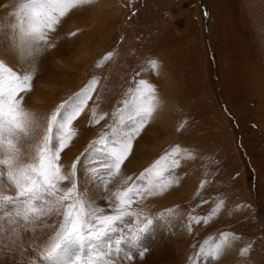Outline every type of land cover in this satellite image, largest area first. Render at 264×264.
<instances>
[{
	"label": "rangeland",
	"instance_id": "obj_1",
	"mask_svg": "<svg viewBox=\"0 0 264 264\" xmlns=\"http://www.w3.org/2000/svg\"><path fill=\"white\" fill-rule=\"evenodd\" d=\"M30 2L0 0V29L14 16L18 27L17 43L0 46V71L30 73L42 99L88 95L65 134L77 143L105 144L117 131L132 133L143 110L153 108L120 165L116 190L106 191L92 210L112 216L120 203L113 194L131 189L119 205L137 211L133 223L142 217L148 226L149 212L160 214L146 192L155 183L165 189L159 207L178 221L177 249L192 238L190 264L201 256L203 264H264V0H91L66 6L63 17L54 11L59 23L42 41L20 31L30 11L22 6ZM60 46L61 55L46 64L29 51ZM61 84V93L51 89ZM144 146L154 149L149 157ZM115 149L108 151L113 158ZM162 166H174L177 181L155 176Z\"/></svg>",
	"mask_w": 264,
	"mask_h": 264
},
{
	"label": "bare ground",
	"instance_id": "obj_2",
	"mask_svg": "<svg viewBox=\"0 0 264 264\" xmlns=\"http://www.w3.org/2000/svg\"><path fill=\"white\" fill-rule=\"evenodd\" d=\"M12 18L6 20V23H4L3 27L0 29V46H11L17 43V36L15 37V31L13 29L18 27L15 25V21ZM29 51H36L38 56H42L44 64H46L50 58H56V56H60L63 52L61 46L54 48L50 52L46 48L32 47ZM58 66L59 73L57 74L62 76L61 71L63 64L61 60L58 62ZM68 67L64 68L67 69ZM44 74L45 73H40V77H44ZM32 81L31 84L33 83ZM73 81L75 82V80ZM50 85L45 84L44 86L48 87ZM56 88H59L61 93L63 84L60 86L55 85V87L51 89ZM33 91L31 87L30 91L20 93V95L23 96L22 107L27 113L26 119L28 128L26 132L21 133L20 139L9 137L13 139V142L20 149L21 163H32L35 160L36 148L41 143L52 116L56 114L57 120H60L67 109L76 105L80 99V97L76 95L69 101H65L61 95L42 99L40 96L35 95ZM172 103L173 102L170 100V102H167V105H171ZM62 105L65 107L62 108ZM115 129L117 130V128ZM89 130L90 128H88L85 133V130L82 129V131L78 132V136L82 138L85 134L88 135ZM47 135L49 137H54L59 136L60 133L49 130L47 131ZM125 136L126 130H120L113 134L105 144L101 143L96 145L89 141H80V139L77 143L75 141V136L72 135L71 139L68 141V147L65 149L67 151L69 150V152L71 151L67 156V161H65V157L62 153L63 151H61L59 159L56 162L60 166V174L63 175L66 172L71 174V180H60L57 184L58 191L53 190L55 191V196L49 197L48 194H43L40 201H33L37 208L43 209L44 214L38 217L35 214H30L28 220H25L22 215L27 198L17 195V192L14 191V186H11L8 181L6 166H0V173H2L0 174V195L14 197L11 203L0 206V264H69L70 258L73 260V264H83V261L87 259L85 253L90 252L91 244H97L101 248L111 246L113 257L111 264H177L179 261H181V264H190V253L192 252L190 251L189 253L190 249L188 244H190L189 241L192 238L188 240L186 236V246L182 243L183 248L180 250L177 249V242L181 240V237H179L181 231H179L176 225L178 221L175 216L172 215L169 208L165 210L163 209L164 206L163 208L159 207L160 197L158 199L157 196H159V192H163L165 189L161 191L156 190L155 183H151V186H148V190H145L148 193H152L151 199L155 197V203L153 204H156L160 211V214L158 212L159 215L156 210H151L149 212L150 214L148 215L150 216L152 213V222L150 225L145 226V219L142 217H137L136 222L133 223V217L138 214L137 211L134 212L128 210L125 205H119L120 210L126 214L122 215V218L115 221L112 225L116 229L115 231L107 233V235L100 238V240L86 239L80 245H73L65 252L53 256L50 261L43 259L41 254L46 251L48 244L55 239V233L60 231L59 225L66 223L64 220V210L66 208L63 209V211L61 210L63 205L71 204L72 201V204H74L77 199H79L86 206V210H92V208L100 204L98 200L101 196L105 195L106 191L116 190L120 182V175L118 172L121 173L122 171H117L115 169L114 158L112 155L108 154V151L112 149L113 146L117 147ZM55 144L56 140L52 139L49 146L52 147L55 146ZM143 151L146 157H149L154 152V149L144 146ZM2 158L3 156H0V159ZM71 167H73L74 171L71 170ZM163 168V170L158 168L154 171V173H156L155 176L167 175L166 181L170 183L177 181L174 166H164ZM73 179H75L76 182L74 184L75 190L71 198L62 202V204H57V197L63 195L64 190L73 187L70 185ZM145 183L147 182L145 181ZM160 187L161 186H159V188ZM169 202V206L174 205L173 198H170ZM104 207L106 208V206ZM49 209H53V211L50 212ZM109 209L108 206L106 210ZM111 211L112 216L120 214V212L117 211V207L115 211ZM18 213H21V215H18ZM98 213L97 215L105 214L103 212ZM95 227L99 228L101 225L96 224ZM85 232H87V229H85ZM134 236L135 238L133 239ZM116 240H121V245L119 246L120 251L118 253L115 252L114 242ZM204 257L205 256H201L199 264H203Z\"/></svg>",
	"mask_w": 264,
	"mask_h": 264
},
{
	"label": "snow or ice",
	"instance_id": "obj_3",
	"mask_svg": "<svg viewBox=\"0 0 264 264\" xmlns=\"http://www.w3.org/2000/svg\"><path fill=\"white\" fill-rule=\"evenodd\" d=\"M89 3L91 0H31L30 3L22 6L23 9L30 11L25 17L27 26H21L20 31L24 36H30L35 40H45L47 38L45 30H52L54 25L59 23L58 18H53L52 13L54 11H58L59 17H63L67 12L66 6L75 7ZM151 63L155 66V61ZM5 80H7V87H5ZM31 81L32 75L30 73L13 75L10 70L8 73L0 71V156H3L0 159V166H6L8 181L11 186H14L17 195L27 198L22 213L25 220L29 219L30 214H35L37 217L44 214L43 209L37 208L33 201H40L43 194H48L49 197L55 196L53 190L58 191V182L71 180V174L67 172L63 175L60 174V166L56 162L60 152L68 147V141L73 134L71 132L65 134L64 129L83 111V104L87 98L86 94L81 97L76 105L67 109L59 121L57 115L54 114L47 125L41 143L36 148L35 160L32 163H21L20 149L9 137L20 139L21 133H25L28 128L27 113L22 107L23 96L20 93L31 90ZM146 83L141 81V84ZM149 89L152 92L155 91L153 86H149ZM61 107L64 108L65 106L62 105ZM143 111L144 115L136 122L133 132L127 134L113 151L114 167L117 171L131 151L133 137L139 134L144 122L151 116L153 108L147 107ZM49 130L60 133V135L49 137L47 135ZM52 139L56 140V144L50 147ZM74 190L75 185L64 190L63 195L57 197V204L69 200ZM130 192L131 189H126L123 194L114 193L113 196L120 203H125L122 196H127ZM13 199L14 197L11 196L0 195V206L11 203ZM64 208L67 209L64 211L66 223L59 225L60 231L55 233V239L48 244L46 251L41 254L46 261H50L53 256L65 252L73 245H80L86 239L100 240L107 233L115 231L116 229L112 225L115 221L120 220L122 215L126 214L120 210L118 204L119 215L100 216L96 214V210H86V206L79 199L74 204L63 205L61 210L63 211ZM49 211L51 212L53 209H49ZM96 224L101 225V227L96 228ZM114 244L115 252L118 253L121 240H116ZM248 247L242 250V255L247 253ZM85 255L87 259L83 261V264H111L113 258L111 246L101 248L97 244H91L90 252L85 253ZM213 255L218 256L219 250H214ZM69 264H73L71 258Z\"/></svg>",
	"mask_w": 264,
	"mask_h": 264
}]
</instances>
